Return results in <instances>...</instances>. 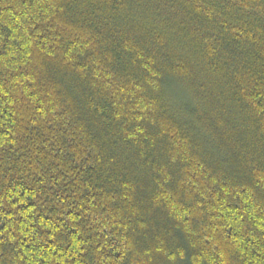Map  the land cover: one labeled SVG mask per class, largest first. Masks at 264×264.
<instances>
[{
	"label": "trees",
	"instance_id": "trees-1",
	"mask_svg": "<svg viewBox=\"0 0 264 264\" xmlns=\"http://www.w3.org/2000/svg\"><path fill=\"white\" fill-rule=\"evenodd\" d=\"M0 264H264V0H0Z\"/></svg>",
	"mask_w": 264,
	"mask_h": 264
}]
</instances>
